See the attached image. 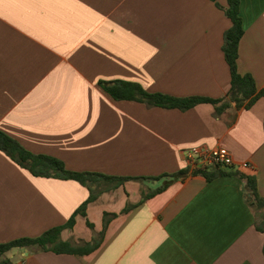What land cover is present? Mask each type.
I'll return each instance as SVG.
<instances>
[{"label": "crops", "instance_id": "obj_1", "mask_svg": "<svg viewBox=\"0 0 264 264\" xmlns=\"http://www.w3.org/2000/svg\"><path fill=\"white\" fill-rule=\"evenodd\" d=\"M239 10L238 68L263 89L264 0H240ZM231 26L211 0H0V131L74 171L182 174L128 180L89 203L87 218L78 215L62 238L89 242L104 215L116 214L93 253L16 248L0 264H264V233L244 181L194 175L186 155L227 148L232 170L255 176L264 197V99L216 114L210 103L181 111L116 101L99 85L123 80L151 93L223 98L231 86L223 52ZM89 196L88 187L34 176L0 151V243L65 224Z\"/></svg>", "mask_w": 264, "mask_h": 264}, {"label": "trees", "instance_id": "obj_2", "mask_svg": "<svg viewBox=\"0 0 264 264\" xmlns=\"http://www.w3.org/2000/svg\"><path fill=\"white\" fill-rule=\"evenodd\" d=\"M211 1L219 9L224 10L232 23V26L224 34L223 44V52L231 76V86L225 97L211 99L201 96L176 97L164 93H151L138 83L123 80L100 81L99 85L102 89L116 101L143 102L152 106L179 109L181 111H186L202 103H210L215 106L216 114H220L232 103L235 104L237 109H249L259 99H264V88L260 89L251 74H242L238 68L239 47L245 33L239 10L240 0H226L227 5L225 7L219 3V0ZM0 151L4 152L21 168L26 169L34 176L73 180L90 189L89 198L76 210L68 222L51 228L38 237H24L7 243H0V255H4L16 248L29 247H36L40 251H52L58 254L87 255L93 253L102 245L107 226L116 214L106 213L104 215L102 231L96 234L98 236L95 235L89 242L85 241L78 245H73L70 241H65L62 238V233L65 229H72L74 227L78 215L87 218L86 210L89 203L95 201L103 191L118 188L128 180H159L166 177L174 180L182 176V174H170L151 178H132L110 176L98 172L70 170L57 158L30 152L18 141L2 131H0ZM193 174L204 176L208 181L225 176H237L242 179L244 181L246 200L254 211L255 227L258 231L264 233V197L259 193L257 178L255 176L220 166L198 169ZM169 182L171 181H167L151 193L144 194L143 200L165 190ZM94 187H100V189H94ZM133 207L134 205H128L122 213L128 212ZM87 226L94 229V225L88 219ZM7 263V261H4L1 264Z\"/></svg>", "mask_w": 264, "mask_h": 264}, {"label": "built area", "instance_id": "obj_3", "mask_svg": "<svg viewBox=\"0 0 264 264\" xmlns=\"http://www.w3.org/2000/svg\"><path fill=\"white\" fill-rule=\"evenodd\" d=\"M189 164L194 171L205 169L211 166H220L226 169L236 168L237 164L232 153L224 147L207 148L194 147L187 151ZM243 168H249L250 164L244 162L240 164Z\"/></svg>", "mask_w": 264, "mask_h": 264}, {"label": "rangeland", "instance_id": "obj_4", "mask_svg": "<svg viewBox=\"0 0 264 264\" xmlns=\"http://www.w3.org/2000/svg\"><path fill=\"white\" fill-rule=\"evenodd\" d=\"M96 236H98V235H96Z\"/></svg>", "mask_w": 264, "mask_h": 264}]
</instances>
